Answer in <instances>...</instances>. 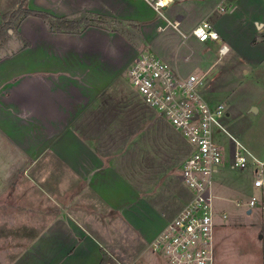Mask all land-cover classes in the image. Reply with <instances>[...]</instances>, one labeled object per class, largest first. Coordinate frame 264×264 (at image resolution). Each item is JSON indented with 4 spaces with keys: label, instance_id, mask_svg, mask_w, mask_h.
Returning a JSON list of instances; mask_svg holds the SVG:
<instances>
[{
    "label": "crops",
    "instance_id": "obj_1",
    "mask_svg": "<svg viewBox=\"0 0 264 264\" xmlns=\"http://www.w3.org/2000/svg\"><path fill=\"white\" fill-rule=\"evenodd\" d=\"M28 7L58 18L96 15L120 25L65 34L29 16L1 46L0 264H100L102 252L114 264H159L150 242L189 193L178 194V165L163 155L156 166L143 167L138 152L114 144L122 115L144 120L142 133L132 138L152 158L156 139L163 143L165 134L176 133L129 83L134 94H125L122 75L149 48L177 73L206 79L219 63L220 44L199 42L190 35L193 28L207 21L236 53L235 36L244 40L241 23L264 26V13L253 14L264 3L172 0L165 13L179 30L164 28L145 0H28ZM204 97L212 106L221 104ZM11 234L20 236L16 246Z\"/></svg>",
    "mask_w": 264,
    "mask_h": 264
},
{
    "label": "rangeland",
    "instance_id": "obj_2",
    "mask_svg": "<svg viewBox=\"0 0 264 264\" xmlns=\"http://www.w3.org/2000/svg\"><path fill=\"white\" fill-rule=\"evenodd\" d=\"M20 1L0 0V23L1 15L17 9ZM212 2L213 0H206L207 5ZM256 11L253 14L259 15V18L262 17L264 10L258 9ZM248 22L241 23L244 26V40H237L235 36L238 45L236 53L232 51L227 59L218 60V65L207 76L202 87L203 94L209 100L222 104L224 115L220 117V121L227 132L226 135L216 131L213 136L215 144L223 155V162L218 167V173L213 176V207L217 214L215 217L217 224L214 232V255L217 264H260L257 239L262 226L260 211H255L253 215H247L245 212L248 208L247 204L253 196L262 194L264 201V189L257 190L253 187L255 179L253 169L239 171L230 167L229 164L230 156L234 152L232 150L235 142H232V139L244 146L255 158L264 161V26L256 28L251 20ZM258 24L260 26L262 22ZM9 31L8 37L0 44V49L9 37L17 34L16 31ZM141 52L149 53L150 49L145 48ZM128 69L122 75L127 81L124 84L126 86L124 91L125 94H134L129 88L131 85L128 87L130 84ZM195 73L197 72L195 71ZM253 108L256 109V112L252 111ZM147 114H149L148 110ZM122 116V121L120 120L115 124L117 128L113 132L114 144L122 151L138 152L137 158L143 167L149 164L156 166L159 164L157 161H161L163 155L165 161L178 165L180 175L181 165L189 154V149L182 136L178 132L174 133L173 136L172 133L170 135L165 134L162 139L164 140L163 143L160 139H156L155 145L157 147L153 146L154 156L152 158L145 147H136V139L132 138L135 132L140 130L139 133H142L144 126H146L144 120L139 119L138 123H134L129 121L125 115ZM156 124L158 123L155 122L151 128L154 127L155 129ZM159 128L157 126V129ZM170 128L174 131L171 126ZM137 142L140 145L142 140L137 138ZM163 146H165V150ZM156 150L158 151L157 157L155 155ZM184 155L185 158H183ZM125 175L128 176L129 174L126 173ZM177 187L180 196L183 193H188L187 188L180 181L177 182ZM141 188L144 189V187ZM222 214L226 218L223 219ZM17 235H10L11 246L18 244L17 239L20 236ZM10 256L12 257L13 254ZM152 257L159 264H166L160 256L152 255Z\"/></svg>",
    "mask_w": 264,
    "mask_h": 264
},
{
    "label": "built area",
    "instance_id": "obj_3",
    "mask_svg": "<svg viewBox=\"0 0 264 264\" xmlns=\"http://www.w3.org/2000/svg\"><path fill=\"white\" fill-rule=\"evenodd\" d=\"M165 22L164 28L179 30V23L171 21L165 10L172 0H145ZM264 3V0H260ZM220 12L223 6H218ZM199 42L220 44L218 60L230 57L229 47L220 42L218 33L207 21H202L190 34ZM183 38L186 36L182 35ZM131 87L142 101L162 116L189 146L180 180L187 188L189 198L185 205L150 242L149 249L159 254L166 264H217L214 255L216 212L213 207V176L223 162L221 150L215 144L214 132H227L220 117L222 104L212 106L201 89L205 75H181L153 53H139L128 69ZM235 142L230 160L239 171L253 169V187L264 189V161L255 158L239 142ZM239 205V204H238ZM247 209H258L262 219L259 239L260 264H264V201L262 194L253 196ZM224 219L226 216L221 215Z\"/></svg>",
    "mask_w": 264,
    "mask_h": 264
},
{
    "label": "trees",
    "instance_id": "obj_4",
    "mask_svg": "<svg viewBox=\"0 0 264 264\" xmlns=\"http://www.w3.org/2000/svg\"><path fill=\"white\" fill-rule=\"evenodd\" d=\"M29 16H35L43 21L49 22V30L55 33L81 34L91 26H97L108 30H113L112 25H120L115 20L103 19L96 15L84 14L76 19L58 18L49 14L29 9L28 0H21L17 9L10 13L1 15L0 23V44L8 37L9 30L17 31L20 23ZM100 264H114L109 257L102 252Z\"/></svg>",
    "mask_w": 264,
    "mask_h": 264
},
{
    "label": "water",
    "instance_id": "obj_5",
    "mask_svg": "<svg viewBox=\"0 0 264 264\" xmlns=\"http://www.w3.org/2000/svg\"><path fill=\"white\" fill-rule=\"evenodd\" d=\"M9 33H10V31H9ZM252 111L256 112V109L253 108ZM258 239H261V235L258 236Z\"/></svg>",
    "mask_w": 264,
    "mask_h": 264
}]
</instances>
